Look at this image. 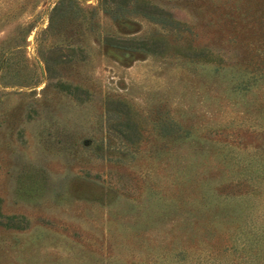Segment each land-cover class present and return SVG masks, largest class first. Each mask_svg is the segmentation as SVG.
Wrapping results in <instances>:
<instances>
[{
  "label": "rangeland",
  "instance_id": "1",
  "mask_svg": "<svg viewBox=\"0 0 264 264\" xmlns=\"http://www.w3.org/2000/svg\"><path fill=\"white\" fill-rule=\"evenodd\" d=\"M0 264H264V0H0Z\"/></svg>",
  "mask_w": 264,
  "mask_h": 264
}]
</instances>
